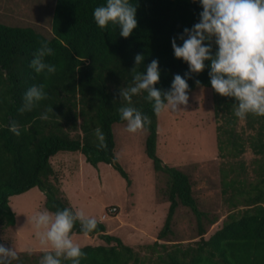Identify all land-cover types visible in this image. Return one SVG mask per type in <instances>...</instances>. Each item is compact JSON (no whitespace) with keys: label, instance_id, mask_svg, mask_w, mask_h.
<instances>
[{"label":"trees","instance_id":"16d2710c","mask_svg":"<svg viewBox=\"0 0 264 264\" xmlns=\"http://www.w3.org/2000/svg\"><path fill=\"white\" fill-rule=\"evenodd\" d=\"M52 27L46 37L0 23V226L16 225L11 197L37 187L69 236L105 244L20 251L0 264H264V0H56ZM197 87L213 90L226 160L214 179L230 203L208 238L219 216L200 208L191 176L157 154L159 114ZM127 121L146 129L145 153L169 203L157 240L138 248L78 218L52 163L81 152L131 186L113 131ZM182 209L195 236L178 230Z\"/></svg>","mask_w":264,"mask_h":264},{"label":"rangeland","instance_id":"374dc122","mask_svg":"<svg viewBox=\"0 0 264 264\" xmlns=\"http://www.w3.org/2000/svg\"><path fill=\"white\" fill-rule=\"evenodd\" d=\"M55 3L0 0V23L32 27L51 37ZM239 23L237 17L234 24ZM261 91L264 94V89ZM113 131L115 155L128 173L131 186L114 167L106 163L92 166L81 152H60L52 163L78 218L100 221L107 233L120 237L127 245L138 248L153 244L169 210L163 193L165 177L155 172L153 161L145 153L147 131L139 122L116 123ZM158 134V156L168 166L187 172L195 183L200 208L220 218L209 229L208 238L222 226L230 210L214 179L226 160L220 158L213 90L197 87L192 93L173 96L159 114ZM245 158L250 161L253 153L248 151ZM45 202L46 195L37 187L11 197L16 225L7 229L0 226V255L105 244L98 237L69 236L67 226L45 208ZM111 207L117 212L111 214ZM181 216L177 219L178 230L184 228L187 237L195 236L194 217L185 209Z\"/></svg>","mask_w":264,"mask_h":264},{"label":"built area","instance_id":"2783aa9c","mask_svg":"<svg viewBox=\"0 0 264 264\" xmlns=\"http://www.w3.org/2000/svg\"><path fill=\"white\" fill-rule=\"evenodd\" d=\"M109 212H110L111 214H114L115 212H117V208H116V207H112V208L109 209ZM104 217H106V215H103V218H104Z\"/></svg>","mask_w":264,"mask_h":264}]
</instances>
